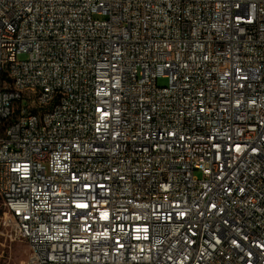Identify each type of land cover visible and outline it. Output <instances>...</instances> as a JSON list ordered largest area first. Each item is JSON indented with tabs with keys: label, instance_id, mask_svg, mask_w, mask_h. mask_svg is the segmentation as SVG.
I'll return each instance as SVG.
<instances>
[{
	"label": "built area",
	"instance_id": "1",
	"mask_svg": "<svg viewBox=\"0 0 264 264\" xmlns=\"http://www.w3.org/2000/svg\"><path fill=\"white\" fill-rule=\"evenodd\" d=\"M0 227L27 264H264V0H0Z\"/></svg>",
	"mask_w": 264,
	"mask_h": 264
},
{
	"label": "rangeland",
	"instance_id": "2",
	"mask_svg": "<svg viewBox=\"0 0 264 264\" xmlns=\"http://www.w3.org/2000/svg\"><path fill=\"white\" fill-rule=\"evenodd\" d=\"M24 58V55L19 57L20 60ZM158 84L166 85L167 78H160ZM28 256L27 245L20 240L9 239L6 231L0 227V264H27Z\"/></svg>",
	"mask_w": 264,
	"mask_h": 264
},
{
	"label": "bare ground",
	"instance_id": "3",
	"mask_svg": "<svg viewBox=\"0 0 264 264\" xmlns=\"http://www.w3.org/2000/svg\"><path fill=\"white\" fill-rule=\"evenodd\" d=\"M151 140L155 148H164L168 145V136L165 135L164 131H154L151 133Z\"/></svg>",
	"mask_w": 264,
	"mask_h": 264
}]
</instances>
